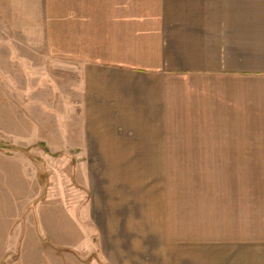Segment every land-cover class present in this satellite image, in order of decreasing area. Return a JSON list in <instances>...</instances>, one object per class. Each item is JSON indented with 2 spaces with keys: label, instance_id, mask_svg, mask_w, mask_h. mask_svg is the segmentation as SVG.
<instances>
[{
  "label": "crops",
  "instance_id": "1",
  "mask_svg": "<svg viewBox=\"0 0 264 264\" xmlns=\"http://www.w3.org/2000/svg\"><path fill=\"white\" fill-rule=\"evenodd\" d=\"M17 15L25 35L40 33L51 58L77 69L86 132L100 140L99 181L108 195H119L123 183L132 194L133 182L148 177L139 173L141 149L124 146L122 135H264V0H0L4 25ZM208 152L211 166L235 170L234 188L212 202L230 210L176 222L160 212L148 235L162 244L140 246L134 258L264 264V200L253 212L251 151ZM110 246L117 261L109 246H102L105 258L121 264L123 246Z\"/></svg>",
  "mask_w": 264,
  "mask_h": 264
},
{
  "label": "rangeland",
  "instance_id": "2",
  "mask_svg": "<svg viewBox=\"0 0 264 264\" xmlns=\"http://www.w3.org/2000/svg\"><path fill=\"white\" fill-rule=\"evenodd\" d=\"M19 25L18 15L12 26L0 21V143L16 147H0V264H113L102 246L116 262L115 242L123 246L121 264H149L134 257L140 246L162 244L148 235L160 212L176 222L230 210L213 203L234 188L235 170L206 162L211 150L251 151L252 211L259 210L264 135H122L124 146L141 149L139 173L148 177L133 182L132 194L123 183L119 195H108L99 181L100 140L86 132L77 69L51 58L44 37L25 35Z\"/></svg>",
  "mask_w": 264,
  "mask_h": 264
},
{
  "label": "trees",
  "instance_id": "3",
  "mask_svg": "<svg viewBox=\"0 0 264 264\" xmlns=\"http://www.w3.org/2000/svg\"><path fill=\"white\" fill-rule=\"evenodd\" d=\"M0 147L9 148V150H12V149H15L16 148V147H7V146L2 145L1 143H0ZM21 150H23V149H21Z\"/></svg>",
  "mask_w": 264,
  "mask_h": 264
}]
</instances>
